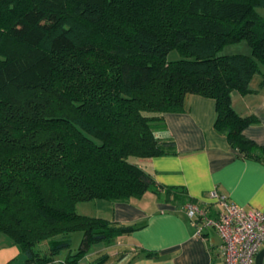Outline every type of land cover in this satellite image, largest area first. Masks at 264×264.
<instances>
[{"label":"trees","instance_id":"obj_1","mask_svg":"<svg viewBox=\"0 0 264 264\" xmlns=\"http://www.w3.org/2000/svg\"><path fill=\"white\" fill-rule=\"evenodd\" d=\"M262 7L264 0H0V231L25 263L67 250L59 264H77L95 244L145 225L81 214L76 204L160 194L163 185L130 158L174 152L155 131L164 112L186 110L189 94L213 98L215 130L242 157L264 161V145L243 134L257 118L231 104V92H250L264 65ZM239 40L250 54L219 53ZM171 50L179 58L169 60ZM75 230L82 237L70 252ZM109 258L103 252L91 264Z\"/></svg>","mask_w":264,"mask_h":264},{"label":"crops","instance_id":"obj_2","mask_svg":"<svg viewBox=\"0 0 264 264\" xmlns=\"http://www.w3.org/2000/svg\"><path fill=\"white\" fill-rule=\"evenodd\" d=\"M264 16V7L260 8ZM251 90L231 92V104L241 116L252 115L257 121L247 125L243 134L264 145V68L260 66L248 83ZM162 126L155 134L160 140H172L173 151L136 161L157 184L160 194L146 191L128 199H93L81 214L115 220L124 225L145 222L131 233L122 234L113 244H95L77 264H91L96 255H110L104 264H224L221 238L211 227L195 234V226L185 213L188 203L182 187L193 202L211 207L207 194L216 189L238 205L264 210V161L242 157L231 147L224 134L214 128L215 100L192 93L186 98V110L164 112ZM173 187V192L168 188ZM78 212V211H77ZM80 213V212H79ZM141 249L154 251L157 258L146 257ZM54 258L43 264H59ZM0 264H27L20 248L0 231ZM253 264H264V245Z\"/></svg>","mask_w":264,"mask_h":264},{"label":"built area","instance_id":"obj_3","mask_svg":"<svg viewBox=\"0 0 264 264\" xmlns=\"http://www.w3.org/2000/svg\"><path fill=\"white\" fill-rule=\"evenodd\" d=\"M211 209L188 202L185 213L202 236L211 227L221 238L220 252L224 264H253L260 246L264 245V210L244 207L231 202L224 193L208 192Z\"/></svg>","mask_w":264,"mask_h":264},{"label":"rangeland","instance_id":"obj_4","mask_svg":"<svg viewBox=\"0 0 264 264\" xmlns=\"http://www.w3.org/2000/svg\"><path fill=\"white\" fill-rule=\"evenodd\" d=\"M233 52H239L244 54H250V47L248 43L245 40H239L238 42L227 44L222 48V50L219 53H233ZM169 60H174L179 58V55L176 50H171L167 56ZM261 67L264 68V65L261 64ZM131 160L140 161L141 158H130ZM85 204H78L77 211L82 213L86 211ZM82 237V231L81 230H75L71 234V245H70V252H75L78 244L80 242V239ZM41 248L46 247V244L43 242L40 244ZM67 254V250L61 251L58 255H56V258L64 259Z\"/></svg>","mask_w":264,"mask_h":264}]
</instances>
